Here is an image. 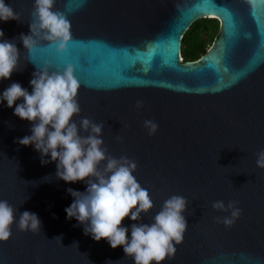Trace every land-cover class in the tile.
I'll list each match as a JSON object with an SVG mask.
<instances>
[{
	"label": "water",
	"instance_id": "water-1",
	"mask_svg": "<svg viewBox=\"0 0 264 264\" xmlns=\"http://www.w3.org/2000/svg\"><path fill=\"white\" fill-rule=\"evenodd\" d=\"M5 3L21 20L0 21V30L21 59L11 78L0 80V95L14 82L31 93L34 63L76 67L75 121L104 125V147L138 163L134 175L154 202L141 221L124 219L128 238L133 223H153L163 202L180 195L189 201V228L164 264H264V169L256 163L264 150V4L252 12L244 0H57L54 10L68 16L73 42L63 55L37 51L32 63L18 37L30 34L34 0ZM207 18L219 22L212 46L184 62L185 33ZM14 107L0 103V200L17 209V223L29 211L42 226L33 234L14 224L12 238L0 242V264H135L123 246L97 242L67 218L74 200L67 189L87 185L57 178L56 162L42 164L34 145L17 143L32 134V122L14 115ZM145 120L159 125L154 136ZM217 200L238 201L243 211L233 227L215 222L230 215L212 208Z\"/></svg>",
	"mask_w": 264,
	"mask_h": 264
},
{
	"label": "clouds",
	"instance_id": "clouds-1",
	"mask_svg": "<svg viewBox=\"0 0 264 264\" xmlns=\"http://www.w3.org/2000/svg\"><path fill=\"white\" fill-rule=\"evenodd\" d=\"M81 2L86 3V0ZM244 2L252 12L264 4V0ZM56 3L57 0H34L30 34L21 33L18 37L29 54L26 60L32 63L30 57L37 51H55L63 55L73 42L71 22L65 12L54 10ZM10 20L20 21V15L5 0H0V21ZM4 35L0 30V80L10 79L19 69L21 59L16 44L3 39ZM34 64L38 71L33 73L30 81L32 92L14 82L0 95V103L7 101L9 108L15 106L14 115L32 122V134L18 138L17 143L34 145L41 154L42 164L56 162L57 178L68 183H86L83 192L67 189L74 198L65 209L67 218L76 219L84 226L85 234L95 241L106 239L113 249L123 246L127 257L134 259L135 264H164L166 260L174 259L177 245L183 243L189 228L183 215L187 211L188 199L180 195L170 196L154 216L153 223L131 225L129 239V228L121 226L124 219L130 216L132 221H141L142 214L147 215L154 208L150 192L134 175L138 163L126 155L116 158L108 153L102 139L103 124L87 117L75 121L74 118L81 114L78 102L81 82L72 63L62 69L55 67L51 60H45L43 66ZM21 98L23 102L17 105ZM143 106V101H137V109ZM143 126L149 136L159 131V125L152 120H145ZM81 131L86 135H81ZM116 140L122 143L124 138L118 135ZM49 156L50 160L47 159ZM256 163L264 169V150L257 153ZM237 205L238 201L213 202L215 211L230 213L214 217L215 222L233 227L243 211ZM16 212L13 205L0 200V242L6 243L12 238L14 224L20 232L41 233V221L35 213H20L17 223ZM54 240L61 242L62 237Z\"/></svg>",
	"mask_w": 264,
	"mask_h": 264
},
{
	"label": "trees",
	"instance_id": "trees-1",
	"mask_svg": "<svg viewBox=\"0 0 264 264\" xmlns=\"http://www.w3.org/2000/svg\"><path fill=\"white\" fill-rule=\"evenodd\" d=\"M219 31L216 19H201L195 22L182 39V57L184 62L198 60L212 46Z\"/></svg>",
	"mask_w": 264,
	"mask_h": 264
}]
</instances>
